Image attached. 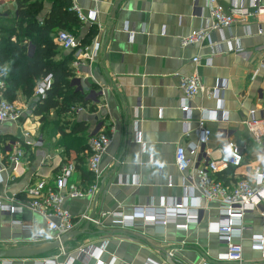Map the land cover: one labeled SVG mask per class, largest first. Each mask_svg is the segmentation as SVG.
Listing matches in <instances>:
<instances>
[{
    "label": "crops",
    "instance_id": "1",
    "mask_svg": "<svg viewBox=\"0 0 264 264\" xmlns=\"http://www.w3.org/2000/svg\"><path fill=\"white\" fill-rule=\"evenodd\" d=\"M36 1L40 5L36 22L44 27L54 7L68 0ZM261 2L264 5V0ZM217 4L228 11L233 2L217 0ZM76 5L87 21L81 22L69 8L67 12L78 23L64 22L65 30L54 28L49 37L58 46L57 33L64 31L77 40L79 48H88L92 54L75 67L73 52L58 46L53 59L72 56L70 86L83 97V103L64 114L51 110L41 119L32 105L36 98L26 99L19 91L12 103L22 112L20 122L0 125L4 169L0 203L13 211L10 215L0 213V251L42 252L32 257H0V264H42L45 260L95 264L93 257L86 260L77 249L96 248L103 241L106 247L99 259L104 264H234L217 260L225 246L207 228L218 219L219 203L206 201L195 188L192 202L200 215L187 230L180 228L185 224L181 217L161 228L140 222L129 229L103 218L97 227L89 222L78 225L76 232H84L64 241L61 254L50 242L32 243L30 234L21 228L45 225L43 218L27 209L24 192L40 179L51 183L62 165L74 167L68 185L87 190L94 183L86 169L87 141L99 132L111 138V143L101 158L97 192L93 197L64 200L63 208L73 220L83 214L96 220L109 212L129 216L134 208L147 204L158 207L178 202L184 188L191 186L189 176L196 183L206 160L218 158L225 132L232 142L244 146V154L242 165L220 176L221 181L227 183L228 176L231 181L247 179L253 169L264 167L258 161L262 145L243 124L252 111L254 117L264 118V17L247 18L229 30L211 33L200 46L181 48L180 38L198 29L208 17L207 0H77ZM238 5L249 8V1L239 0ZM17 14L15 0H0V43L9 34L15 42L22 24ZM25 44L31 56L35 48L29 41ZM237 49L242 53H236ZM194 57L199 58L197 68L191 62ZM194 71L207 91L221 84L224 88L217 99L197 95L187 116L180 110L183 95L173 76ZM222 114L225 121L219 120ZM199 121L210 131L202 144L197 137ZM16 142L24 156L14 165L8 157ZM27 142L31 145H25ZM191 144L198 151L195 156L188 154L191 166L180 173L175 166L176 149ZM260 208L264 210V199ZM259 237L264 241L260 210L243 218L237 241L242 246L241 264H264L260 253L251 249L253 239Z\"/></svg>",
    "mask_w": 264,
    "mask_h": 264
},
{
    "label": "built area",
    "instance_id": "2",
    "mask_svg": "<svg viewBox=\"0 0 264 264\" xmlns=\"http://www.w3.org/2000/svg\"><path fill=\"white\" fill-rule=\"evenodd\" d=\"M232 7L224 11L217 4V0H207L206 10L208 17L203 19L201 26L191 31L187 36L180 38V47L202 45L207 42L210 34L219 30H229L233 24L244 22L250 17H264V5L261 0H248L249 8L238 5L239 0H231ZM77 0H70V10L73 11L81 22L87 21V17L76 5ZM58 46L64 51H71L75 57L74 66L78 67L82 61L91 59L93 56L88 48L81 49L77 40L70 34L59 31L56 36ZM236 53H242V49L235 50ZM194 68L199 65V58L194 57L191 60ZM264 68V63L262 65ZM196 70V69H195ZM173 78L178 81L179 89L182 92L183 99L180 106L181 112L190 115L191 103L197 95H205L210 99H217L224 88V84L216 87L212 91H207L200 80L197 71L190 75L174 74ZM6 70L0 66V94L5 88ZM52 77L47 76L40 80L33 92L35 98H44L48 90ZM21 110L13 103H9L0 98V125L3 123H19L21 120ZM215 120H217L215 118ZM219 120H224L223 114ZM248 133L254 138L255 142L262 145L258 153V161L264 166V118L254 117V111L250 112V119L243 122ZM198 141L202 144L210 136V131L204 128L203 121L198 122ZM188 130H186V134ZM140 140L137 136V143ZM111 143V138L106 134L99 132L89 138L87 146L89 156L86 163L87 171L92 175L94 183L87 189L81 190L75 185H68V179L74 172L71 165H62L52 182L40 179L25 190V201L27 209L45 220V225L41 228L31 225H21L23 231L28 232L31 242L40 244L43 242L58 243V250L64 254L63 243L61 239L71 232L76 231L77 226L84 222L100 226L103 218H111L117 221L121 228L129 229L137 226L138 223L152 225L154 228H161L178 217L185 220V224L180 228L187 230L189 224H196L199 220L200 211L198 206L193 204L192 192L195 188L200 195L209 202H218V219L216 222L207 225L208 231L220 238L225 246V252L217 258L219 262L241 264L243 258L242 246L237 242L241 238L243 230V218L247 214H254L260 210L261 216H264V210H261L260 203L264 199V167H256L249 175V178H239L224 183L219 178L231 170H236L243 163L244 146H239L230 140L227 132L223 135V142L219 148V156L216 159H208L205 167L197 175L196 183L192 182L189 176L188 180L191 186L185 187V193L182 199L172 204H162L158 207L145 205L134 208L129 216H124L119 212L102 213L98 219H93L89 215H81L73 220L70 213L63 208L65 199H76L85 196L93 197L97 192V182L101 175V158ZM25 145H31L27 142ZM197 147L193 144L187 149L178 147L175 152V166L180 173L186 172L190 165L189 155L195 156ZM24 156L19 142L13 144L12 152L8 161L12 164H18ZM2 156L0 155V174L3 172ZM13 199L10 200L12 202ZM191 201V202H190ZM12 207L0 203V213H12ZM67 238L66 240H70ZM65 240V241H66ZM262 238H255L251 244L253 251L259 252L264 259V243ZM106 242L103 241L98 247L85 246L77 249L80 256H85L86 260L95 259V264H104L99 259L104 252ZM57 259V257H55ZM42 264H58L55 261L45 260Z\"/></svg>",
    "mask_w": 264,
    "mask_h": 264
},
{
    "label": "trees",
    "instance_id": "3",
    "mask_svg": "<svg viewBox=\"0 0 264 264\" xmlns=\"http://www.w3.org/2000/svg\"><path fill=\"white\" fill-rule=\"evenodd\" d=\"M15 1L17 15L24 28L22 24L19 26L15 42L11 40L12 34L1 39L0 66H6L5 88L1 95L9 103L15 100L16 93L19 91L26 99H31L36 82L51 76L52 80L45 97L36 98L32 104L34 113L41 119L45 118L51 110L56 111V114L67 113L74 105L83 103V97L79 93H74L70 86L72 74L69 64L72 56H63L60 61H53L58 46L53 43L49 35L57 27L65 30L64 22L65 24L78 23L75 17L67 12L70 1L54 7L44 27H39L36 22L40 9L36 0ZM25 41L32 43L35 48L31 56H28L26 52Z\"/></svg>",
    "mask_w": 264,
    "mask_h": 264
},
{
    "label": "water",
    "instance_id": "4",
    "mask_svg": "<svg viewBox=\"0 0 264 264\" xmlns=\"http://www.w3.org/2000/svg\"><path fill=\"white\" fill-rule=\"evenodd\" d=\"M97 196V195H96ZM84 231L81 232H71L69 235L63 237L61 239V242L63 243L67 238H73V237H77L79 235H81ZM50 247L53 248H57L58 247V243L53 242V243H49ZM41 251L38 252H32V251H21V252H11V251H0V257H6V258H16V257H32V256H36L41 254Z\"/></svg>",
    "mask_w": 264,
    "mask_h": 264
}]
</instances>
